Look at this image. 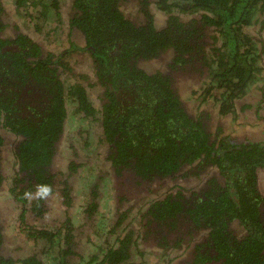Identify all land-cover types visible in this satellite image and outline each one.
<instances>
[{
  "label": "trees",
  "instance_id": "obj_1",
  "mask_svg": "<svg viewBox=\"0 0 264 264\" xmlns=\"http://www.w3.org/2000/svg\"><path fill=\"white\" fill-rule=\"evenodd\" d=\"M60 2L14 0L23 13L37 8L31 28L44 34L39 41L7 20L0 0V193L8 187L18 229L34 246L27 254L5 251L0 207V264H145L137 256L144 243L166 250L168 264H264V138L232 134L208 105L212 98L220 119L264 107V0H72L70 18L61 20ZM52 10L64 31L67 21L62 46L43 32ZM74 53L88 58L91 73H73ZM190 78L203 79L198 87L182 84ZM95 85L97 102L89 91ZM257 88L262 97L249 106ZM68 105L75 154L95 141L123 193L143 203L139 187H163L160 196L133 215L116 194L108 217L94 191L76 223L71 186L64 178L59 188L51 167L66 137ZM5 133L14 136L9 171ZM82 166L71 159L64 170L70 177ZM181 168L189 172L179 180ZM190 175L199 179L195 188ZM38 184L50 185L51 197L25 199ZM54 197L62 219L27 224L30 214L45 217L43 203ZM100 224L98 243L91 234ZM84 240L96 243L94 253Z\"/></svg>",
  "mask_w": 264,
  "mask_h": 264
},
{
  "label": "rangeland",
  "instance_id": "obj_2",
  "mask_svg": "<svg viewBox=\"0 0 264 264\" xmlns=\"http://www.w3.org/2000/svg\"><path fill=\"white\" fill-rule=\"evenodd\" d=\"M69 3V0H61L60 2V10L65 15L69 13V6L67 4ZM50 3V0H49ZM4 5L6 7L5 16H8L7 20H10L11 22H18V25H21L25 18H29V16L34 15L33 12L37 8L35 7H28L25 8V12L23 13L22 10L18 9L15 4L14 0H4ZM27 9V10H26ZM33 9V11H32ZM55 14V12L52 10L50 14ZM51 16V15H50ZM21 22V23H20ZM26 28V26H24ZM253 31L257 30V27H252ZM251 31V30H250ZM252 33V32H251ZM66 34V33H64ZM52 35V33H51ZM52 39V46H62L65 42L63 41L65 39H61L60 35L58 37L54 36ZM254 35V34H253ZM79 36L75 37L77 41H79ZM60 39V42L58 41ZM79 53L72 54L73 58H70V61L74 60L77 65V70L83 72H90L89 70V61L88 58L85 56L78 57ZM75 65V66H76ZM86 69V70H84ZM91 73V72H90ZM73 78L76 79V77L73 75ZM70 80V78H68ZM202 79H196L191 80L188 79L187 81L183 80L182 84H189L193 87L201 84ZM201 80V81H200ZM82 81L84 83H88L89 80L84 77L82 78ZM98 87L97 85L89 88V91L92 94V98L95 102L98 101L97 94H98ZM183 90L186 92V99L189 100L191 103V98H189L190 95V89L188 87H183ZM248 96V104L255 105L258 103L260 98L262 97V93L258 90H250ZM212 98H210L208 105L212 106L213 109H211V112H213V116L215 117L216 121L221 120L223 125L226 127L228 131H231L232 134H235L239 137H246V134L249 135V137L253 136L255 138H264V107L261 110H258L256 114L254 115L252 112V109L250 107H245L242 112H238L236 117L234 118L232 114L225 118L218 117L217 115V109L213 106ZM72 107H69L68 105V121L66 124V137L61 139V141L58 144V153L56 154V157L54 158L52 162V166L54 168V171L57 172V179L58 183L56 184L59 188L64 187V184H67L66 182L63 183L64 178H67V181L69 183L71 194L73 196V205L70 208L72 218L76 223H79L81 225V213L83 209V203L86 201H89L92 199V195L94 191L96 193H99V196L97 197L98 202L101 205V216H108L112 217L113 209L116 205L114 195L116 194H123L125 195L124 199V205L122 207H127V205L132 204L133 205V211L132 214H137V209L139 206H144L145 203H147L151 199H155L160 196V192H158L163 187H159V190H156L154 193H146L145 187H139L142 190V195L145 196L144 202L141 203L138 199L132 197V193L125 194L121 191V187H117V180L110 169V163L105 158L106 151L104 150L103 145H95L94 143H91L87 148H83L81 144H78V147H82L83 151L81 153L75 154V150L69 145V142H71V138H68L72 134V129L76 125L75 119L71 113ZM208 109V108H207ZM240 110V107H238ZM85 136V135H84ZM95 138H92L93 140ZM14 136L12 134H6L5 133V142H6V158H7V171L11 169L12 164V155H11V149L13 145ZM71 159H79L83 162V166L80 168L79 172L76 175L68 176V171L64 170L66 167V163L69 162ZM11 174V173H10ZM9 174V175H10ZM129 177H123V179H128ZM188 185L192 188H195L199 184V179L196 177H193V175L189 176ZM135 182V181H133ZM163 190V189H162ZM12 195L8 193V187L4 186L1 193H0V207L3 210V218L5 224L4 226V235L6 240V248L5 251L8 253H12L14 255L19 254H27L32 251L34 246L30 243V240H28L24 234L19 231L18 223L15 221L17 218L16 213V206L15 204H12ZM49 210L46 211V216L42 219L39 218H33L31 214L29 215L30 218H27V224H50V222H55L54 220H60L63 217V207L61 204V201L57 200V197H54V199L50 202ZM19 212V210H18ZM37 214H35L36 216ZM38 216V215H37ZM103 227V224H100L96 226L94 231L91 234V238L94 239L95 242L99 243L100 238L98 236H104L105 232L101 231V228ZM83 228L79 231L81 232ZM106 230H109L108 228ZM105 230V231H106ZM96 233L98 236H96ZM140 239V238H139ZM86 244H82L85 246V251L93 253L95 252V248H97L96 243L92 246L89 243H87L86 240H84ZM143 253L138 252L137 256L138 259L143 261L145 264H168L169 261H167L168 257H166L165 254H163L161 251V247L158 245H151L148 248L146 246L142 247ZM137 256L135 258H137Z\"/></svg>",
  "mask_w": 264,
  "mask_h": 264
},
{
  "label": "flooded vegetation",
  "instance_id": "obj_3",
  "mask_svg": "<svg viewBox=\"0 0 264 264\" xmlns=\"http://www.w3.org/2000/svg\"><path fill=\"white\" fill-rule=\"evenodd\" d=\"M71 1L72 0H69V3L67 2V4H68V6H69V13H67L66 14V17H69L70 18V13H71V11H72V9L70 8V5L69 4H71ZM60 6V5H59ZM32 11H33V9H32ZM35 14L34 15H32V16H29V18H25V20L23 21V24H24V26H26L28 29H29V31H30V33H31V35L33 36V37H35L37 40H39L40 41V39H41V37H44V34L42 33V31H38V30H34V28L32 29L31 28V24H35L37 21H36V19L35 18H33V16H35V17H37V9L36 10H34L33 11ZM60 12H61V10H60ZM51 15V16H50ZM46 17H48L47 18V20H49V23L50 24H47V26L43 29V32H45L46 34H47V39H49L50 38V35H51V33H52V35H51V38H53V33H54V36H56V37H58L59 35H60V37H61V39H63V35H64V33H67V31H68V29H67V21H66V31H64V26L65 25H63L62 23H60L59 21L57 22V21H53V20H55V18H58L59 19V16L57 17L55 14H50V12L46 15ZM32 18V19H31ZM64 19L65 18V15L61 12V18H60V20L61 19ZM43 20H44V18H43ZM43 20H42V22H43ZM41 22V23H42ZM21 23V22H20ZM16 24H18V22H16ZM74 30H72V32H73ZM76 36H79L78 35V33L76 32ZM79 38V41H77L76 40V38H74L75 39V41L77 42V43H83V38L82 37H78ZM59 40V39H58ZM70 61V60H69ZM70 65H72L71 64V61H70ZM84 70H86V69H84ZM81 71H83V70H81ZM81 71H78L77 70V65L75 66V69H74V71H73V73H78V74H83V72H81ZM109 162V161H108ZM185 172H189V171H187V169H183V168H181L180 169V171H178V173H179V180H180V177L182 176V174H184ZM264 189V188H263ZM43 204H46V206L45 207H47V208H49V206H50V202H46V203H43ZM151 245H156V244H153V243H150V245H147L146 243H144L143 245H142V247H144V246H146L147 248L149 247V246H151ZM157 246V245H156ZM161 252L163 253V254H165L166 255V257L168 256V252L166 251V250H164L162 247H161ZM175 252V251H174ZM173 252V253H174ZM175 254V253H174Z\"/></svg>",
  "mask_w": 264,
  "mask_h": 264
},
{
  "label": "clouds",
  "instance_id": "obj_4",
  "mask_svg": "<svg viewBox=\"0 0 264 264\" xmlns=\"http://www.w3.org/2000/svg\"><path fill=\"white\" fill-rule=\"evenodd\" d=\"M53 193L52 187L48 184H38L35 186V191L26 190L24 198L31 200H47Z\"/></svg>",
  "mask_w": 264,
  "mask_h": 264
}]
</instances>
